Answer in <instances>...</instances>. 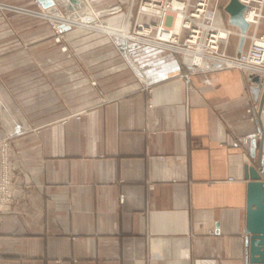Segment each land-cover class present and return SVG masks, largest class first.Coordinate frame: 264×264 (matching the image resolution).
Returning <instances> with one entry per match:
<instances>
[{
    "label": "crops",
    "instance_id": "0c3cea01",
    "mask_svg": "<svg viewBox=\"0 0 264 264\" xmlns=\"http://www.w3.org/2000/svg\"><path fill=\"white\" fill-rule=\"evenodd\" d=\"M4 2L34 7L0 0V138L14 173L0 264H243V165L264 161V138L243 141L257 124L244 125L240 110L264 102V80L251 95L244 73L191 74L179 53L135 43L130 65L128 51L85 28L66 31L63 51L46 19ZM220 2L217 21L228 25ZM96 17L53 19L86 27ZM206 107L213 135L226 124L217 107L231 118L219 139L200 125ZM213 151L199 179L194 154ZM196 183L223 184L230 198L196 203Z\"/></svg>",
    "mask_w": 264,
    "mask_h": 264
},
{
    "label": "built area",
    "instance_id": "2783aa9c",
    "mask_svg": "<svg viewBox=\"0 0 264 264\" xmlns=\"http://www.w3.org/2000/svg\"><path fill=\"white\" fill-rule=\"evenodd\" d=\"M32 1L36 8L29 9V11L37 17L48 20L56 33L54 41L59 44L61 50H67L66 45L62 43L65 40V31H67L65 29L78 25L53 19L55 5L52 0ZM82 1L85 0H69L72 8L81 2L82 9L76 14L82 18L97 13L104 21L109 17L110 9L114 7L119 11V16L123 20L124 16L126 18L127 11H131V16L128 18L131 21V27L124 37L119 36L117 32L98 31L106 33L124 54L129 50L128 46L131 43L174 51L181 54L182 63L188 67L191 74L229 69L237 80L242 81V73H244L251 85L261 87L262 80H264V29L262 28L264 0H239L245 5L243 16L249 23L248 29L251 28L250 31L247 29L248 35L244 39L245 49L243 50L242 47L239 53L228 51L231 38L235 35L239 38V29H234L231 24L227 25L228 27L220 25L217 21L221 0H110L101 9H98L101 0H86L87 5L85 6ZM124 5L129 6L126 12ZM84 7H89L92 11L88 12ZM209 8H211L210 14H208ZM60 9L65 10V6L60 5ZM177 12H180L177 15L181 18V23L179 31L174 32L170 28L174 20L173 14ZM169 15L173 18L170 25L167 24ZM58 26H63V28L60 30ZM221 29H225V34L220 32ZM253 76H257L260 82L251 81ZM90 83L95 85L96 81L92 79ZM243 94L246 95L245 90ZM250 94L252 95L251 91ZM243 106L249 121L257 124L256 132L250 137L244 136L243 141L247 143L256 137L264 138V102L259 104L257 100L247 99ZM81 111L74 112L73 115L79 118ZM257 169L264 179V161L258 165ZM12 175L14 173L9 167V142L6 138L0 139V212L8 210L12 201L10 191ZM237 179H242V175L227 177L230 182Z\"/></svg>",
    "mask_w": 264,
    "mask_h": 264
},
{
    "label": "water",
    "instance_id": "95a60500",
    "mask_svg": "<svg viewBox=\"0 0 264 264\" xmlns=\"http://www.w3.org/2000/svg\"><path fill=\"white\" fill-rule=\"evenodd\" d=\"M245 5L239 0H227L223 6L228 16V23L236 26L241 33H245L248 28V22L243 16ZM119 11L113 9L107 18L108 21H119ZM244 36H240L238 42L237 53L242 49ZM251 81L260 82L257 76L251 77ZM259 86L250 85V91L253 95H257ZM263 103V97L260 104ZM211 108H199L198 117L201 127L209 134L210 139H219L220 134L225 130L227 125L231 124L230 116L223 111L221 107H217L226 117V124L221 126L219 132L215 135L210 133V125L206 119V113ZM233 130L237 134H242L243 130L234 127ZM213 151L210 155L206 152H198L194 154V163L198 178H206L208 173V158L214 157ZM261 162H259L260 164ZM243 176L245 179V210H244V247H243V264H264V179L259 173L256 166L248 163L243 165ZM196 203L208 202L215 206H224L225 201L230 198L229 190H225L223 184H212L211 186H203L196 183ZM221 191H225L221 195Z\"/></svg>",
    "mask_w": 264,
    "mask_h": 264
},
{
    "label": "rangeland",
    "instance_id": "374dc122",
    "mask_svg": "<svg viewBox=\"0 0 264 264\" xmlns=\"http://www.w3.org/2000/svg\"><path fill=\"white\" fill-rule=\"evenodd\" d=\"M109 1L110 0H101V3L99 4V8L98 9H101V7H103L106 3H109ZM226 1L227 0H225V3H226ZM7 2H4V3H1V4H5L6 6H3V7H7V6H9V7H11V8H17V9H20V10H22V11H26V12H30L31 13V11H29V9H35L36 8V5L34 4V7L33 8H23V7H20V6H17L16 4H13V3H7ZM221 3V2H220ZM13 6V7H12ZM224 6V5H223ZM222 6V7H223ZM123 7H125V12L127 11V5H124ZM23 9H25V10H23ZM210 9L211 8H209V11H208V14H210ZM224 10V9H223ZM60 11H62L63 13H65V10H60ZM128 13H129V11H127V15H128ZM226 13V12H225ZM63 15H65V16H71V14L70 13H68V14H63ZM118 18H119V21H116V22H113V21H108L107 20V18H106V20H104V21H102L101 19H100V17L98 16L97 18H98V22H96L95 20L93 21V22H91V23H89V24H84V25H86V27L84 26V27H82L81 25H78V24H73V25H78V26H75V27H71V28H67V29H65V30H75V29H78L79 28V30H83V28H85V30H87V31H92V32H98V30H104L105 32H107V33H112V32H117L118 33V35L120 36V35H123V36H121V37H124L126 34H123L122 32H124V33H126L127 32V30H128V24H127V21L125 20L126 18H125V16H124V19L122 20L121 18H120V16H117ZM46 19V18H45ZM172 15H169L168 17H167V24L168 25H170L171 24V22H172ZM47 20V19H46ZM48 21V20H47ZM206 21H210L209 19H206ZM63 22H67V23H70L69 21H63ZM94 22H96L95 24H93ZM49 23V22H48ZM71 24V23H70ZM83 24V23H82ZM172 24H173V22H172ZM50 25V24H49ZM87 25H89V26H87ZM228 25H229V23H228ZM51 26V25H50ZM172 26V25H171ZM224 26H226V27H228L227 25H224ZM52 27V26H51ZM93 28H94V30H93ZM129 28H130V26H129ZM233 28L234 29H237L238 30V28L236 27V26H233ZM53 29V28H52ZM54 30V29H53ZM95 30H97V31H95ZM251 30V28H249L248 29V31H250ZM99 33H101V32H99ZM67 32L65 31V40H63V44H65L66 45V47L68 48V46H67ZM102 34H104V33H102ZM55 35H56V33H55ZM54 35V36H55ZM105 35L107 36V34L105 33ZM51 37V41H52V43H54V45H56V46H58L59 48H60V46H59V44H57L55 41H54V38L55 37ZM108 37V36H107ZM233 37H237L236 35L235 36H233ZM109 38V37H108ZM238 38V37H237ZM110 39V38H109ZM110 41L113 43V41L110 39ZM136 44V43H135ZM23 47L25 46L24 44H21ZM130 45H132V43L131 44H129V46ZM129 46H128V48H129ZM61 50V49H60ZM64 51H66V50H64ZM229 51V50H228ZM121 52H122V54H123V56H124V52L121 50ZM128 53H130L129 51H128ZM181 55V54H180ZM129 56H130V59L127 57V56H124L125 57V59L127 60V62L128 63H130V65H131V59H132V56H131V54H129ZM182 57V56H181ZM133 60V59H132ZM134 61V60H133ZM240 117H241V122L244 124V125H246V126H248L249 124H250V122L251 121H249V119H248V115L245 113V111H244V109H242V110H240ZM0 139H4V138H0Z\"/></svg>",
    "mask_w": 264,
    "mask_h": 264
},
{
    "label": "bare ground",
    "instance_id": "6f19581e",
    "mask_svg": "<svg viewBox=\"0 0 264 264\" xmlns=\"http://www.w3.org/2000/svg\"><path fill=\"white\" fill-rule=\"evenodd\" d=\"M53 4L55 5V9L53 10L54 14L52 16H55L57 19H64L65 17H71L72 19L76 20L78 17V15L76 14L78 11H80V9H82V4L81 2H79V4L77 6H75L74 8L70 7L69 5V0H52ZM84 3L83 6L87 5L85 1H82ZM60 5H64L65 6V13L66 12H69L71 14V16H65L63 15L64 13L62 11H60ZM69 5V6H68ZM59 6V7H58ZM58 7V8H57ZM86 10L91 11L89 9V7H84ZM69 9V10H67ZM129 13L128 15H126V21H127V24H128V30L130 29L129 26L131 27V21L128 19L130 16H131V11L128 10ZM177 14H180V12H177V13H174L173 16H174V20H173V24L171 26V31H174V32H177L179 31V28H180V23H181V18L179 17V15ZM76 18V19H75ZM246 20V19H245ZM78 21V20H77ZM95 21H98V18L96 17ZM247 21V20H246ZM93 21H82V23L84 24H89ZM248 22V21H247ZM249 24V23H248ZM65 25V24H64ZM164 25V24H163ZM57 28H59L60 30L63 28V26H58ZM248 29V28H247ZM127 30L126 33L122 32L123 34H127L129 33V31ZM220 32H222L223 34H225V29H221ZM240 34H239V38L240 36H244V39L245 37L248 35V32L246 30L245 33H241V31L239 30ZM244 43V42H243ZM242 50V49H241ZM174 52V51H173ZM203 66V64L201 65Z\"/></svg>",
    "mask_w": 264,
    "mask_h": 264
}]
</instances>
